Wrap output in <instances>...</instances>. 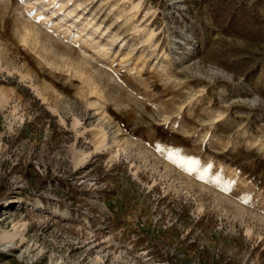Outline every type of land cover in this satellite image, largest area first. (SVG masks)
Here are the masks:
<instances>
[{"label":"rangeland","instance_id":"1","mask_svg":"<svg viewBox=\"0 0 264 264\" xmlns=\"http://www.w3.org/2000/svg\"><path fill=\"white\" fill-rule=\"evenodd\" d=\"M19 221L0 264H264V0H0Z\"/></svg>","mask_w":264,"mask_h":264},{"label":"bare ground","instance_id":"2","mask_svg":"<svg viewBox=\"0 0 264 264\" xmlns=\"http://www.w3.org/2000/svg\"><path fill=\"white\" fill-rule=\"evenodd\" d=\"M139 6L138 4L134 5V7ZM151 32V31H150ZM153 32L149 34V37L151 38L153 36ZM107 145V135L104 131H99L97 133V148L101 149ZM32 202V201H31ZM37 206L40 205V202L36 203ZM28 223L26 222H17L14 223L13 228L10 230L3 229L0 233V245L5 246V248H8L10 246H13L16 244L17 239L21 238V240H24V230L28 227ZM28 248V247H27Z\"/></svg>","mask_w":264,"mask_h":264}]
</instances>
